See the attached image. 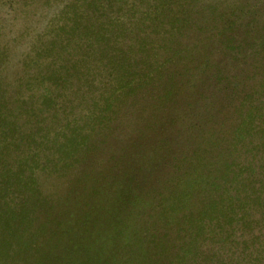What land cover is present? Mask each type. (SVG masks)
<instances>
[{"label":"rangeland","instance_id":"1","mask_svg":"<svg viewBox=\"0 0 264 264\" xmlns=\"http://www.w3.org/2000/svg\"><path fill=\"white\" fill-rule=\"evenodd\" d=\"M67 1L0 0V105L20 107L13 111L19 124L38 127L35 143L17 140L4 152V168L33 155L45 198L33 219L37 230L13 240L0 264H119L144 236L158 245L154 264H167L187 237V218L227 196L232 171L263 163L261 133L238 132L251 111L256 129L264 126V0H171L160 23L133 24L132 42L124 40L135 41L126 76L140 81L109 109L97 99L100 85L88 87L80 76L50 85L55 99L41 105L43 73L35 62L23 65ZM96 101L108 109L105 120L69 163L58 162L48 141L59 127L53 105H64L61 123L82 125ZM255 217L234 241L264 240V218ZM206 234L199 242L206 263L227 264V226Z\"/></svg>","mask_w":264,"mask_h":264},{"label":"trees","instance_id":"2","mask_svg":"<svg viewBox=\"0 0 264 264\" xmlns=\"http://www.w3.org/2000/svg\"><path fill=\"white\" fill-rule=\"evenodd\" d=\"M170 1L71 0L63 4L36 35L23 63L25 68H30L31 63L35 62V68L43 73V82L48 86L41 97V105L55 99L49 93L50 85L64 87L71 78L80 76L77 80L88 87L100 85L98 101L108 109L113 106L114 102L125 96L124 89L136 86L140 81L129 80L126 76L133 68L130 60L135 41L126 45L124 40L132 42L128 36L133 24L141 23L146 27V24L160 23L166 16L165 9ZM136 46L142 47L139 42ZM152 50L151 47L146 51ZM40 58L43 59L40 63L42 68H38L37 64ZM141 64L140 68L145 71L146 63L143 61ZM98 101L87 111V115L84 114L86 125L77 124L75 119L68 121L67 118L61 123L57 120V114H62L64 105L61 103L58 109L55 107L57 104L53 105V119L56 117L59 127L54 131H57L54 137L46 140L51 143L50 149L53 155H57L58 162L69 163L67 160L73 158L84 145L88 133L105 120L108 109H102ZM15 109L20 110V107ZM14 110L5 103L0 105V256L13 240L37 230L32 225L33 219L37 218L39 203L45 200L37 185L38 175L33 168L38 167L39 163L32 158L33 155L19 159L17 165L8 166L16 169L4 168L7 167L4 165L7 157L4 152L10 147L16 148L17 140L26 142L27 146L36 142L34 130L38 127L30 122L20 125ZM254 120L255 115L251 111L242 122L238 134H253L257 130L264 140V126L258 125L256 129ZM26 126L31 127L29 129H33V132L30 130L23 134L20 129ZM232 172V179L227 181V196L221 195L219 199L209 201L196 218H187L188 227L184 230L187 237L177 253L168 256L167 264H207L208 256L200 248L199 242L212 225L217 229L227 226V264H264V240L260 239V235L252 237L250 242L248 239L234 241L237 238L236 230L243 234L251 231L253 223H257L255 214L260 213V219L264 218V160L260 167ZM232 190L233 194H230ZM15 192L18 196L14 195ZM137 241L139 243L133 253H130V249L126 250L119 264H154L155 257L160 255L156 250L157 243L147 236Z\"/></svg>","mask_w":264,"mask_h":264}]
</instances>
